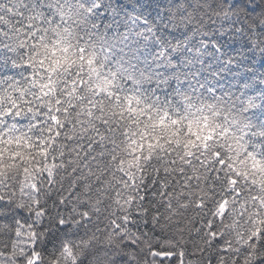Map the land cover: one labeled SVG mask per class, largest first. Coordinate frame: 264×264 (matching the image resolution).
Returning <instances> with one entry per match:
<instances>
[{
  "label": "snow or ice",
  "instance_id": "1",
  "mask_svg": "<svg viewBox=\"0 0 264 264\" xmlns=\"http://www.w3.org/2000/svg\"><path fill=\"white\" fill-rule=\"evenodd\" d=\"M0 264H264V0H0Z\"/></svg>",
  "mask_w": 264,
  "mask_h": 264
}]
</instances>
